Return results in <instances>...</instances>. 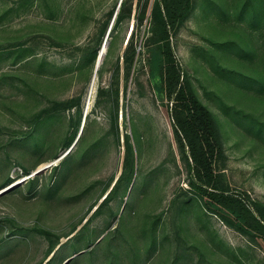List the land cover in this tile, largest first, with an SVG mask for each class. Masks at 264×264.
<instances>
[{
  "label": "rangeland",
  "instance_id": "1",
  "mask_svg": "<svg viewBox=\"0 0 264 264\" xmlns=\"http://www.w3.org/2000/svg\"><path fill=\"white\" fill-rule=\"evenodd\" d=\"M153 1L125 0L131 16L115 25L120 0H0V189L17 184L0 194V264H264V238L191 190L136 19ZM193 4L175 55L217 120L223 183L264 202V0ZM127 136L133 169L115 186Z\"/></svg>",
  "mask_w": 264,
  "mask_h": 264
},
{
  "label": "trees",
  "instance_id": "2",
  "mask_svg": "<svg viewBox=\"0 0 264 264\" xmlns=\"http://www.w3.org/2000/svg\"><path fill=\"white\" fill-rule=\"evenodd\" d=\"M120 6L115 17V25L131 16L130 10L124 12L125 0ZM193 8V0H154L149 14L146 6L138 11L136 19L139 24L145 19L149 22L144 45L150 47L149 60L152 69L161 76L166 94L172 102L171 115L175 135L191 161L189 162L191 190L197 194L206 210L217 214L235 230L251 239L264 238V202L252 199L246 192H232L229 186L223 183V172L219 168V163L225 158V148L217 120L209 107L199 98L192 80L184 73L175 55L171 37L186 21ZM134 37L135 26L125 49L127 74L132 68L136 53ZM81 137L82 135L79 138ZM125 146V162L115 186L133 169V147L128 136ZM52 259L53 256L48 262Z\"/></svg>",
  "mask_w": 264,
  "mask_h": 264
},
{
  "label": "bare ground",
  "instance_id": "3",
  "mask_svg": "<svg viewBox=\"0 0 264 264\" xmlns=\"http://www.w3.org/2000/svg\"><path fill=\"white\" fill-rule=\"evenodd\" d=\"M106 48L105 47H101L100 48V51H99V54H98V58H97V60H96V64H97V62H98V60H99V58H100V61H99V66L101 65V63H102V61L104 60V56H105V53H106ZM96 67V66H95ZM96 82V81H95ZM93 85H94V82L91 84V87H90V96H91V93H92V90H93ZM80 132V131H79ZM77 142V138H76V140L74 141V143L69 147V149L68 150H70V149H72L73 147H74V145H75V143ZM17 184L16 183H13V184H9V185H7V186H5V187H3L2 189H0V192H2V191H4V192H6V191H8V190H10L11 188H13V187H15ZM3 192V193H4Z\"/></svg>",
  "mask_w": 264,
  "mask_h": 264
},
{
  "label": "water",
  "instance_id": "4",
  "mask_svg": "<svg viewBox=\"0 0 264 264\" xmlns=\"http://www.w3.org/2000/svg\"><path fill=\"white\" fill-rule=\"evenodd\" d=\"M122 1H123V0H120V2H119L118 8H117V10H116V12H115V14H114V17H113V21H114L116 15H117V13H118V9L120 8V5H121ZM112 25H113V22H112ZM112 25H111V27H112ZM111 27H110V29H111ZM102 46L105 47L106 49L108 48V35L106 36V38H105V40H104ZM99 61H100V58H99V60H98V62H97V64H96L95 71H97L98 68H99ZM85 113H86V111H85ZM84 125H85V122L82 123L81 129H80V132H79V134H78V136H77V140L79 139V137H80V135H81V133H82V131H83ZM61 157H62V155L59 156L58 159H60ZM3 192H4V191L0 192V194H2ZM71 259H72V257L68 258V259L64 262V264H67Z\"/></svg>",
  "mask_w": 264,
  "mask_h": 264
}]
</instances>
